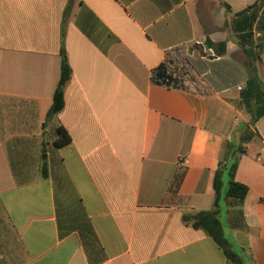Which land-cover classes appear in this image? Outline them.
I'll return each instance as SVG.
<instances>
[{
  "label": "crops",
  "instance_id": "1",
  "mask_svg": "<svg viewBox=\"0 0 264 264\" xmlns=\"http://www.w3.org/2000/svg\"><path fill=\"white\" fill-rule=\"evenodd\" d=\"M262 42L264 0H0V264H229L183 215L212 208L249 120L243 47L264 83ZM61 47L72 75L47 119ZM175 51L190 57L179 87L154 84ZM251 129L235 172L248 231L232 237L264 264V116Z\"/></svg>",
  "mask_w": 264,
  "mask_h": 264
},
{
  "label": "trees",
  "instance_id": "2",
  "mask_svg": "<svg viewBox=\"0 0 264 264\" xmlns=\"http://www.w3.org/2000/svg\"><path fill=\"white\" fill-rule=\"evenodd\" d=\"M242 13V12H241ZM207 48H212L216 55L222 56L226 51V42L213 43L205 41ZM264 42L257 44L255 49L260 50ZM244 53L249 60L250 75L245 85L239 91L238 106L248 116L249 120L244 125L240 141L225 142L223 152L219 158L213 179L214 200L211 210L200 211L195 214L183 215V221L195 229H202L221 248L229 264H245L247 259L246 249L233 243L232 235H226L221 221V210L225 208L227 225L231 230L248 231L244 222L243 205L248 192V187L235 180L237 161L240 155L246 153L245 144L253 137L258 136L251 128L264 116V83L256 73L254 63L259 56L253 48H244ZM60 78L54 91L52 104L47 113V119L56 115L64 107V88L71 79L72 70L69 66L64 47H61ZM156 85L166 87H179V79L168 65L163 62L157 66L151 76ZM71 142L68 132L62 126L57 128L55 146L63 147ZM234 156L232 157V154ZM43 176L47 175L46 169L42 170Z\"/></svg>",
  "mask_w": 264,
  "mask_h": 264
},
{
  "label": "rangeland",
  "instance_id": "3",
  "mask_svg": "<svg viewBox=\"0 0 264 264\" xmlns=\"http://www.w3.org/2000/svg\"><path fill=\"white\" fill-rule=\"evenodd\" d=\"M193 49V48H191ZM191 51V50H189ZM190 53V52H189ZM189 54H187L185 51H175L171 52V54H168L167 59L165 60V63L168 65L169 69L175 73V74H185L184 70H188L189 68ZM257 61V59H256ZM244 62L246 65L249 64L248 59H244ZM222 68H225L222 64H217L208 69V75L207 77L210 78L213 74H216L218 71H221ZM221 221L223 223L224 232L226 235H232V230L227 225V219H226V210L225 208H222L221 210ZM233 243L235 241L233 240Z\"/></svg>",
  "mask_w": 264,
  "mask_h": 264
},
{
  "label": "water",
  "instance_id": "4",
  "mask_svg": "<svg viewBox=\"0 0 264 264\" xmlns=\"http://www.w3.org/2000/svg\"><path fill=\"white\" fill-rule=\"evenodd\" d=\"M210 58H216V56H210ZM235 153L232 154V157L234 156Z\"/></svg>",
  "mask_w": 264,
  "mask_h": 264
}]
</instances>
